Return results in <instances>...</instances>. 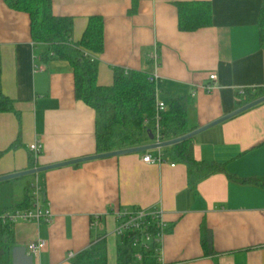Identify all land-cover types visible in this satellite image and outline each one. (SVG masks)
Returning <instances> with one entry per match:
<instances>
[{
    "label": "crops",
    "instance_id": "0c3cea01",
    "mask_svg": "<svg viewBox=\"0 0 264 264\" xmlns=\"http://www.w3.org/2000/svg\"><path fill=\"white\" fill-rule=\"evenodd\" d=\"M183 2H209L212 25L182 32L178 3ZM263 4L264 0H52V10L57 17L73 20L75 44L91 18H102L104 51L94 56L99 86H112L115 68L156 75L160 102L168 105L171 95L191 96L189 122L199 129L239 109L240 89L264 88V43L258 25ZM46 50V45L32 40L29 15L0 0L1 85L16 110L0 114V176L98 155L96 112L76 99L71 65L47 60ZM155 50L159 68L148 58ZM213 84L215 89L208 92L206 87ZM192 142L197 162L225 168L196 188L189 185L186 165L168 159L160 165L146 164L144 153L35 175L51 221L15 223L16 245L4 263L71 264V255L105 237L108 264H118L115 214L153 209L167 224L161 264H264V187L229 177L264 180V103L198 134ZM34 143L42 145L37 161L30 152ZM22 179L0 183V216L22 202L35 182L20 191L17 180ZM38 240L46 246L35 259L27 245Z\"/></svg>",
    "mask_w": 264,
    "mask_h": 264
},
{
    "label": "trees",
    "instance_id": "16d2710c",
    "mask_svg": "<svg viewBox=\"0 0 264 264\" xmlns=\"http://www.w3.org/2000/svg\"><path fill=\"white\" fill-rule=\"evenodd\" d=\"M6 5L17 12L28 14L31 20L32 40L36 44L47 46L44 57L67 61L75 76V97L95 110L96 150L98 154L110 153L134 147H141L150 142V132L156 133L157 119V84L150 80L143 71L114 69L112 86L98 85V61L104 51V22L100 17L89 20L88 26L78 44L73 43L74 22L71 18L57 17L53 14L52 0H4ZM179 29L182 32H196L212 25L213 12L209 2L178 3ZM261 44L264 43V4L259 16ZM94 57V58H93ZM2 66L0 60V114L16 113L15 103L2 91ZM238 105L246 106L264 97V88L244 89L237 93ZM191 96H170L167 110L161 114L159 125L165 140L187 135L196 128L189 122ZM165 160L184 164L188 169L189 185H197L225 168L214 162H197L194 158L192 140L162 150ZM167 160V161H168ZM33 165L32 168L33 169ZM232 180L242 184H257L264 187L262 179ZM29 191V192H28ZM32 207L31 189H26L22 202L5 209L0 216V264L11 248L16 245L14 223L3 216L26 211ZM155 230V229H153ZM135 234L120 237L117 250L118 264H161L155 253V246L144 253L142 261L135 259L133 247ZM205 242V240H204ZM154 247V248H153ZM71 264H108L107 242L100 237L85 251L71 259Z\"/></svg>",
    "mask_w": 264,
    "mask_h": 264
},
{
    "label": "built area",
    "instance_id": "2783aa9c",
    "mask_svg": "<svg viewBox=\"0 0 264 264\" xmlns=\"http://www.w3.org/2000/svg\"><path fill=\"white\" fill-rule=\"evenodd\" d=\"M94 58V57H93ZM149 61L159 68L160 66V55L157 50L153 51L148 56ZM210 79L213 82L217 81V76L212 75ZM150 80L158 83V77L156 75H151ZM215 89V84L206 87L208 92ZM241 94L244 93V89L239 90ZM157 119L158 124L156 126V133L154 134L153 144H161L165 141L163 135L161 134V127L159 125L161 114L167 110V105L164 102H160L157 97ZM30 152L32 153L34 160L37 161L42 153V145L40 143H34L30 146ZM142 161L146 164H163L165 160L162 153V149H156L152 151L144 152ZM36 169V168H35ZM32 194V207L29 210L16 212L14 214L3 216L4 221L9 220L12 223H17L18 221L24 222H35L40 224L42 221L50 222L51 215L48 210L43 209V186L41 185L38 178L31 185ZM118 225L116 228V235L118 237H124L125 235L135 234L133 247L135 249L134 257L138 261H142L144 258V253L150 251L152 246H155L156 258L159 263H162V246L163 239L166 234L167 224L164 222L162 213L158 210L153 209H135L133 211L118 212L115 214ZM98 226V223H94ZM155 229V230H153ZM46 246L44 240H38L35 243H30L27 245V250L30 255L35 259H38L43 248ZM154 248V247H153ZM72 259L74 256H70Z\"/></svg>",
    "mask_w": 264,
    "mask_h": 264
},
{
    "label": "water",
    "instance_id": "95a60500",
    "mask_svg": "<svg viewBox=\"0 0 264 264\" xmlns=\"http://www.w3.org/2000/svg\"><path fill=\"white\" fill-rule=\"evenodd\" d=\"M264 103V97H261L259 99H257L256 101L243 106L239 109H237L236 111L224 116L223 118L205 126L199 129H196L190 133H188L187 135H184L182 137L176 138V139H172V140H168V141H164L161 144H148V145H144L141 147H134V148H130V149H124V150H120V151H115V152H110V153H103V154H98V155H94L92 157H87V158H83V159H78V160H74V161H68L65 163H61V164H57V165H52V166H48V167H40V168H36V169H30L27 171H23V172H19V173H14L11 175H5V176H0V183H4V182H8L11 180H16V179H20V178H24L27 176H32V175H38L40 173L46 172L48 170L51 169H55V168H60V167H64V166H69V165H75V164H79L85 161H90V160H99V159H107V158H112V157H117V156H121V155H126V154H133V153H144L147 151H152V150H156V149H165L180 143H183L185 141L188 140H192L194 137H196L198 134L214 127L217 126L251 108H254L260 104ZM149 139L150 141H154V134L150 132L149 134Z\"/></svg>",
    "mask_w": 264,
    "mask_h": 264
},
{
    "label": "rangeland",
    "instance_id": "374dc122",
    "mask_svg": "<svg viewBox=\"0 0 264 264\" xmlns=\"http://www.w3.org/2000/svg\"><path fill=\"white\" fill-rule=\"evenodd\" d=\"M17 181H20L18 183H19V189L21 191L30 181L32 182L35 181V175L28 176V177L23 178L22 180H17Z\"/></svg>",
    "mask_w": 264,
    "mask_h": 264
}]
</instances>
